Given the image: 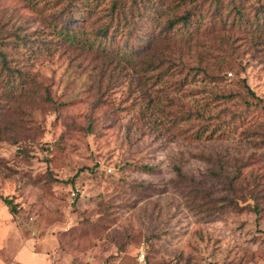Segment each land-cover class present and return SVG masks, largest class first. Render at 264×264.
Here are the masks:
<instances>
[{"label":"rangeland","instance_id":"obj_1","mask_svg":"<svg viewBox=\"0 0 264 264\" xmlns=\"http://www.w3.org/2000/svg\"><path fill=\"white\" fill-rule=\"evenodd\" d=\"M144 1L0 0V264H264V0Z\"/></svg>","mask_w":264,"mask_h":264},{"label":"trees","instance_id":"obj_2","mask_svg":"<svg viewBox=\"0 0 264 264\" xmlns=\"http://www.w3.org/2000/svg\"><path fill=\"white\" fill-rule=\"evenodd\" d=\"M144 1V0H143ZM148 1V3H150L151 5H155V2H154V0H147ZM230 1V0H229ZM243 0H237V4H238V6L237 5H235L236 7H234V4H232V2H226V3H224L223 5H222V7H220V1H217L218 2V10H217V12H218V14H221V12H222V9H226L228 6H230V9L231 10H233V9H235L236 10V13H235V18H237V17H239L238 15H241L242 16V11H241V8H239V7H241V6H239V5H241V2H242ZM81 2V1H80ZM134 2H135V0H134ZM146 1H144L143 3H145ZM182 2H186L187 4L189 3V2H194V0H183ZM181 4V3H180ZM147 5L148 4H146L141 10H142V12L143 13H145V18H147V16H148V13H150L147 9H146V7H147ZM189 5V4H188ZM133 7H135V6H133ZM76 8H78V6H76ZM116 11H119V9H116L115 7L114 8H112L111 9V13L112 14H115V12ZM119 14V13H118ZM154 14H157V12L155 11L154 12ZM236 15H237V17H236ZM191 16H192V14H191V12L190 13H185V14H182L180 17H178V18H176V19H171V21H169V22H166L165 23V28L166 27H169V28H171V27H176V30H177V32H178V34H179V36H183L185 33L183 32L184 30H185V32H187V31H189L190 30V18H191ZM200 16V14L197 16V18ZM122 17V16H121ZM118 18V17H117ZM116 18V19H117ZM253 18H254V20L256 19V22L254 21V23H253V26H254V28L255 29H259V28H264V23H263V21L261 20V19H259V14L258 13H256L254 16H253ZM113 19V18H112ZM263 19V18H262ZM120 19L118 18L117 19V22L116 23H113L112 21H111V24H110V26H112V29H113V33H116V34H121V31H123V29H126L127 27H128V24L127 23H122V27L120 26L119 27V21ZM118 29L120 30V31H118ZM107 28H106V32H105V30H103V32H102V36L101 37H99L100 39H96L97 40V42H95L94 44H95V46H97V47H102V48H108L109 46H111V44H112V42H113V39H114V36H116V35H112L110 38L108 37V33H107ZM118 31V32H117ZM59 33H60V36H62L65 40H67L69 43H71V44H73L76 40H77V37H78V35H77V31H71V32H69V30L67 29V27L65 28V27H61L60 29H59ZM113 37V38H112ZM139 40H141L142 41V39H140V38H138ZM18 40V43L17 44H19L18 46L16 45V49H18L20 46H22L23 45V42L20 40V39H17ZM78 41H79V38H78ZM40 52V51H39ZM38 52V53H39ZM31 56H29V58H30ZM10 62L11 61H9V59H8V56L5 54V53H0V69L2 70V71H4V72H6V73H12L13 71V69L10 67ZM223 79H219V81L218 82H220V81H222ZM245 88H247V87H245ZM248 93L249 94H252L251 93V91H249L248 90ZM223 98V100H225L226 98H228V97H222ZM199 116H201V118L203 119V120H205L202 116H204V114L203 113H201V115H199ZM210 117V116H209ZM209 117H206V119H208ZM212 118L213 117H210V119L209 120H212ZM215 118V117H214ZM206 131V129L203 131V132H205ZM198 134V133H197ZM201 134V133H200ZM198 136H201V135H199L198 134ZM3 204L6 206V207H8L9 208V213L12 215V216H15L16 215V213H17V208H16V205H14L13 203H12V201L11 200H8V199H3Z\"/></svg>","mask_w":264,"mask_h":264},{"label":"crops","instance_id":"obj_3","mask_svg":"<svg viewBox=\"0 0 264 264\" xmlns=\"http://www.w3.org/2000/svg\"><path fill=\"white\" fill-rule=\"evenodd\" d=\"M16 258H17L19 261H21L20 258H23L24 260H26V259L34 260V258H27L26 255H24L23 251H20V252L17 254ZM34 261H35V260H34ZM25 262H26V261H25Z\"/></svg>","mask_w":264,"mask_h":264},{"label":"built area","instance_id":"obj_4","mask_svg":"<svg viewBox=\"0 0 264 264\" xmlns=\"http://www.w3.org/2000/svg\"><path fill=\"white\" fill-rule=\"evenodd\" d=\"M144 258H145L144 253L140 252L139 255H138V262L140 264H144Z\"/></svg>","mask_w":264,"mask_h":264}]
</instances>
